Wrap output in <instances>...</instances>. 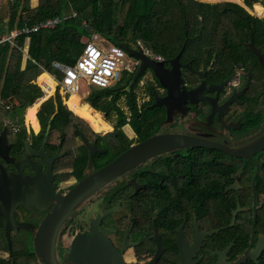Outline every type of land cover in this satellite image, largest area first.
<instances>
[{
    "label": "flooded vegetation",
    "instance_id": "1",
    "mask_svg": "<svg viewBox=\"0 0 264 264\" xmlns=\"http://www.w3.org/2000/svg\"><path fill=\"white\" fill-rule=\"evenodd\" d=\"M191 1L212 7L191 15L197 52L144 51L156 72L130 90L126 52L105 111L80 101L101 128L68 107L70 127L49 131L35 111L23 128L0 114V264L260 263L243 257L264 238V0Z\"/></svg>",
    "mask_w": 264,
    "mask_h": 264
},
{
    "label": "trees",
    "instance_id": "2",
    "mask_svg": "<svg viewBox=\"0 0 264 264\" xmlns=\"http://www.w3.org/2000/svg\"><path fill=\"white\" fill-rule=\"evenodd\" d=\"M175 2L182 3L183 13L175 14ZM187 2L192 5L185 4ZM198 8L206 11L212 7L191 0H38L36 5L32 0H5L0 10V41L25 25L39 24L56 16L77 15L54 29L21 35L15 38L14 44L0 43V114L8 118L12 128H23L26 109L44 96L36 80L44 72L60 77L53 63L74 65L83 52V40L92 34L112 45L142 46L152 54L166 58L177 55L184 45L183 52H197L196 24L190 18ZM194 18L198 20V16ZM170 19L177 22L171 23ZM217 21L212 25V31L218 35L224 32L225 38L216 39L215 45L227 48V14H220ZM156 24L166 29L164 44L153 42L152 27ZM212 26L206 25V28L211 30ZM25 52L28 58L24 64ZM110 90L92 89L85 102L103 112L111 96ZM16 93L22 95L23 103H15ZM145 111L149 112L146 108ZM38 115L44 129L52 117V129L69 128V121L74 116L58 93L56 99L41 104ZM83 127L87 126L83 123ZM259 264H264V255Z\"/></svg>",
    "mask_w": 264,
    "mask_h": 264
},
{
    "label": "built area",
    "instance_id": "3",
    "mask_svg": "<svg viewBox=\"0 0 264 264\" xmlns=\"http://www.w3.org/2000/svg\"><path fill=\"white\" fill-rule=\"evenodd\" d=\"M76 15L77 13L56 16L39 24L25 25L21 29L12 32L0 43L9 42L14 44L15 38L21 35H30L41 30L54 29L69 19L76 17ZM96 42H99L101 47ZM144 51L149 57H154L158 61L163 59L162 56L152 55L148 50L144 49ZM126 58V51L123 48L110 45L99 35L92 34V37L85 40L83 52L74 65H67L58 61L53 63V68L60 74V77H52L57 86L70 95L77 94L81 90L82 81L86 82L88 86L97 89H107L114 82L118 83L120 81L121 68H123V71L129 70V67L125 66Z\"/></svg>",
    "mask_w": 264,
    "mask_h": 264
},
{
    "label": "water",
    "instance_id": "4",
    "mask_svg": "<svg viewBox=\"0 0 264 264\" xmlns=\"http://www.w3.org/2000/svg\"><path fill=\"white\" fill-rule=\"evenodd\" d=\"M119 46L121 48H123L130 56H132L133 58H135L136 60H138L140 62V69L136 72V74L134 75L133 79L131 80V82H130V84L128 86V90H130L131 87L136 83L137 79L141 76V74L143 72V67L148 68V69H151L152 71L156 72V68L153 65V63L155 62V60H152L147 55H145L144 54V50L142 48H140L138 50H133L126 43L119 44ZM180 52H183V50H181ZM179 56H180V54L176 57V60L179 58ZM162 63H166V61L165 62L163 61ZM159 78L161 80V83L163 85H165L164 80L161 77H159ZM155 105L156 106L165 105V100L164 99L158 100V102ZM52 120H53V117L49 121V124H48V127H47L48 131L51 128V121ZM8 130H9V126H6L5 133ZM0 140H4V137H1ZM3 144L0 143V157H2V156L5 157V155L8 152V148H6V147L4 148L2 146ZM44 144H45V142H44ZM153 144H154L153 139H148V140L144 141L143 143H141L137 148L139 150H142V151H144V152L147 153L149 151V148ZM118 164L120 165V160L118 161ZM239 210H240V208L237 209L236 215L238 214V211ZM253 239H254V230H253ZM263 250H264V238L261 240V243H259L257 245V248L256 249H253L252 246H250V248L245 252L244 257H243V260H246L248 256H252L253 259L255 260V262H258L256 256L259 255V254H261Z\"/></svg>",
    "mask_w": 264,
    "mask_h": 264
},
{
    "label": "rangeland",
    "instance_id": "5",
    "mask_svg": "<svg viewBox=\"0 0 264 264\" xmlns=\"http://www.w3.org/2000/svg\"><path fill=\"white\" fill-rule=\"evenodd\" d=\"M38 2V0H32V4L36 5ZM152 37L153 40L156 43L159 44H164L166 41V29L165 27L161 26V25H153L152 27ZM83 42H85V40H83ZM96 44L101 47L99 42H96ZM112 45V44H110ZM131 64H133V61L127 56V58L125 59V66H128L129 68L131 67ZM127 73V71H123V68H121V79L124 77V75ZM48 76L50 79H52L49 75ZM120 84L122 83L119 82ZM119 83L114 82L109 88H115L119 85ZM36 84L40 86L38 79L36 80ZM93 87L88 86L86 82L82 81L81 82V90L76 94L79 98L80 101H82V103H84L86 101V97L90 94V90H92ZM57 93L60 95L61 99H62V103L67 107L66 105V101L69 99L70 96H68L65 91L62 88H59L56 86L54 92L52 95L48 96V97H43L40 100H38L35 104L32 105V107H28L26 109V112L24 114V118L26 123H28L31 120V117L29 116V113L34 112V115L36 114L37 110H40V106L44 101H47L49 99H56V95ZM16 99V98H15ZM33 122V121H32ZM36 121L33 122V125L36 127ZM37 128V127H36Z\"/></svg>",
    "mask_w": 264,
    "mask_h": 264
},
{
    "label": "bare ground",
    "instance_id": "6",
    "mask_svg": "<svg viewBox=\"0 0 264 264\" xmlns=\"http://www.w3.org/2000/svg\"><path fill=\"white\" fill-rule=\"evenodd\" d=\"M46 75L49 74L47 73L42 74L38 78V81L40 86H42L43 89L46 91L45 97H48L53 94L57 84L53 79H50ZM66 94L70 96L69 99L66 101V105L70 110H72L82 118L86 119V121L88 120V122H90L95 129L101 128L102 123L99 113L93 115L92 109H90V106L88 104H83L82 106H80V98L76 94L73 95H70L68 93Z\"/></svg>",
    "mask_w": 264,
    "mask_h": 264
},
{
    "label": "crops",
    "instance_id": "7",
    "mask_svg": "<svg viewBox=\"0 0 264 264\" xmlns=\"http://www.w3.org/2000/svg\"><path fill=\"white\" fill-rule=\"evenodd\" d=\"M4 2H5V0H0V10H1L2 5H3ZM8 36H9V35L4 36V37L2 38V40H3L4 38L8 37ZM91 37H92V36H91ZM102 39H103V38H102ZM152 39H153V37H152ZM2 40H1V41H2ZM104 40H105V39H104ZM1 41H0V42H1ZM153 42L156 43L154 40H153ZM3 43H4V42H3ZM83 43H84V42H83ZM140 47H141V46H140ZM143 48H144V47H143ZM144 49H145V48H144ZM145 50H147V49H145ZM148 51H149V50H148ZM149 52H150V51H149ZM150 53H151V52H150ZM151 54H152V53H151ZM152 55H154V54H152ZM154 56H157V55H154ZM159 56H160V55H159ZM26 58H28V55H27V53L25 52V60H24V64L26 63ZM77 60H78V59H77ZM44 73L49 74V75L51 76L52 79H53L52 76H56V75H52V74H50V73H48V72H44ZM44 73H43V74H44ZM53 80H54V79H53ZM38 86H39V85H38ZM39 87L43 90V92H44V96H45V95H46V91L43 89L42 86H39ZM92 89H97V88H94V87H93ZM100 90H101V89H100ZM90 92H91V90H90ZM44 96H43V97H44ZM43 97H42V98H43ZM15 98H16V99H15V103H16V104H21V103H23V101H24V99H23V97H22V95H21L20 93H16ZM40 99H41V98H40ZM40 99H38V100H40ZM38 100H37V101H38ZM37 101H36V102H37ZM44 102H45V101H44ZM34 104H35V103H34ZM30 107H32V106H30ZM30 107H29V108H30ZM38 111H39V110H37L36 113H38Z\"/></svg>",
    "mask_w": 264,
    "mask_h": 264
}]
</instances>
